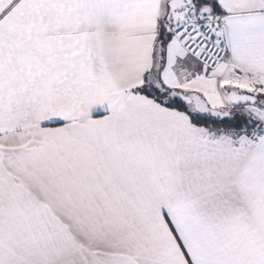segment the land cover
Instances as JSON below:
<instances>
[{"label": "snow or ice", "instance_id": "6c2138e0", "mask_svg": "<svg viewBox=\"0 0 264 264\" xmlns=\"http://www.w3.org/2000/svg\"><path fill=\"white\" fill-rule=\"evenodd\" d=\"M0 264H264V0H0Z\"/></svg>", "mask_w": 264, "mask_h": 264}]
</instances>
